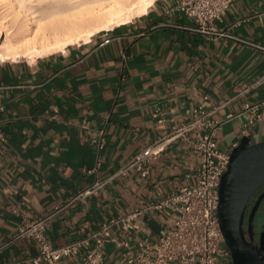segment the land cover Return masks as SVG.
I'll list each match as a JSON object with an SVG mask.
<instances>
[{"label":"crops","instance_id":"1","mask_svg":"<svg viewBox=\"0 0 264 264\" xmlns=\"http://www.w3.org/2000/svg\"><path fill=\"white\" fill-rule=\"evenodd\" d=\"M174 3L155 0L147 13L62 53L0 61V245L53 213L46 236L62 246L194 182L197 156L185 136L148 160L145 176L121 170L172 126L196 118L192 108L204 95L205 111L223 122L216 140L224 151L242 137L244 105L264 111V0H233L210 33ZM248 137L264 140V125L248 126ZM134 222L137 229H109L130 237L132 253L141 239L163 235L172 218L147 209ZM124 250L103 243L101 264H119ZM36 253L34 241L21 237L0 250V264H33ZM62 264H82V256Z\"/></svg>","mask_w":264,"mask_h":264},{"label":"built area","instance_id":"2","mask_svg":"<svg viewBox=\"0 0 264 264\" xmlns=\"http://www.w3.org/2000/svg\"><path fill=\"white\" fill-rule=\"evenodd\" d=\"M232 1L175 0L173 8L190 17L200 31L210 33L215 31L214 22L221 19ZM207 99L204 95L192 108V112L198 115L196 118L180 127L172 126L165 138L136 153L121 170L124 172L135 167L141 176H145L148 172L146 162L156 158L173 138L185 136L191 151L197 156L194 182L182 185L153 202H142L126 215L103 223L92 234L62 246L55 247L49 243L46 228L53 213L45 215L21 227L16 235L0 245V250L21 237H29L37 247L36 255L30 258L33 264H62L63 259L76 256H82V264H101L102 245L112 242L117 247L125 248L119 264H231V254L221 232L217 214L218 187L223 173L227 170L231 151L238 142L233 143L229 151L218 146L216 135L223 122L212 119L210 113L205 111L204 104ZM4 110L5 106L0 101V116ZM242 112L247 113L248 117L241 130L242 137L248 136V126L256 122L264 125V111L258 110V104H245ZM232 117V114L227 115V119ZM191 131H194L192 136L186 135ZM98 144L100 147L101 139ZM97 186L94 183L72 201L92 193ZM147 209L164 211L172 218V225L154 242L147 238L141 239L138 242V251L132 253L129 247L130 237L117 239L111 236L109 229L113 225H120L124 230L137 229L138 224L134 221ZM92 240L93 247L89 248Z\"/></svg>","mask_w":264,"mask_h":264},{"label":"bare ground","instance_id":"3","mask_svg":"<svg viewBox=\"0 0 264 264\" xmlns=\"http://www.w3.org/2000/svg\"><path fill=\"white\" fill-rule=\"evenodd\" d=\"M155 0H0V61L37 58L87 43L147 13ZM62 53V52H61Z\"/></svg>","mask_w":264,"mask_h":264},{"label":"water","instance_id":"4","mask_svg":"<svg viewBox=\"0 0 264 264\" xmlns=\"http://www.w3.org/2000/svg\"><path fill=\"white\" fill-rule=\"evenodd\" d=\"M264 182V140L252 142L248 136L239 140L230 154L227 170L218 187V219L231 264H264V251L253 247L243 234L246 202ZM260 199L248 217L249 227ZM264 248V237L260 241Z\"/></svg>","mask_w":264,"mask_h":264},{"label":"flooded vegetation","instance_id":"5","mask_svg":"<svg viewBox=\"0 0 264 264\" xmlns=\"http://www.w3.org/2000/svg\"><path fill=\"white\" fill-rule=\"evenodd\" d=\"M260 199L257 209L253 214L251 226L249 227L248 217L252 207ZM243 234L247 242L253 247L261 249L260 241L264 237V182L260 184L249 197L246 202L245 215L243 222Z\"/></svg>","mask_w":264,"mask_h":264}]
</instances>
